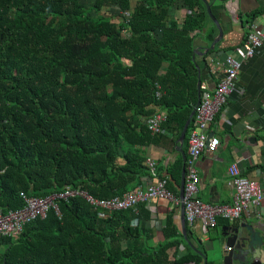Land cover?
<instances>
[{"label": "trees", "instance_id": "1", "mask_svg": "<svg viewBox=\"0 0 264 264\" xmlns=\"http://www.w3.org/2000/svg\"><path fill=\"white\" fill-rule=\"evenodd\" d=\"M132 2L0 0L3 214L24 208L23 195L44 199L67 188L123 196L148 175L143 149L178 138L197 100L191 34L213 22L201 0ZM180 3L192 14L178 24L171 15ZM118 12H129L128 22L118 23ZM157 110L166 120L152 135L147 120ZM182 166L177 158L166 169L171 180ZM57 206L61 218L51 210L0 238V264H204L171 217L156 238L145 203L107 218L82 197Z\"/></svg>", "mask_w": 264, "mask_h": 264}, {"label": "crops", "instance_id": "2", "mask_svg": "<svg viewBox=\"0 0 264 264\" xmlns=\"http://www.w3.org/2000/svg\"><path fill=\"white\" fill-rule=\"evenodd\" d=\"M136 5L139 0H132ZM211 5L214 17L219 21L224 36L217 43L212 53L206 55L196 54L194 62L200 69L201 94L204 91H212L221 78V69L212 63L213 59L223 60L226 51L241 46L248 33L249 17L256 16L255 21L260 29H264V0H231L237 3L239 13L232 17L225 8L226 3L219 0H207ZM192 12L179 4L176 11L172 12L171 18L178 24L185 16ZM256 14V15H255ZM253 22V23H254ZM209 25L204 31L191 34L193 38V51L203 52L207 50L213 41H209L217 26ZM193 56V55H192ZM198 77V71H197ZM198 80V79H197ZM197 101V100H196ZM164 112L157 110L156 112ZM166 114V113H165ZM189 128V127H188ZM264 47L256 55L247 60L240 69L233 92L228 97L227 103L221 113L217 115L209 126L208 134L219 140V145L213 153H203L197 162V172L200 177L197 199L208 204H230L232 191L227 186V169L231 163H237L242 174L264 185ZM188 132V130H187ZM180 135V134H179ZM179 137V136H178ZM185 138L187 139V133ZM178 139V138H177ZM177 139L174 142L171 135H165L158 144L144 148L145 157L155 162L158 178L167 180V189L176 197H179L180 178L178 182L170 179L166 169L171 166L177 158L182 160V155L176 150ZM186 145H182V151L186 156ZM145 160V161H146ZM182 165H184L182 160ZM183 167V166H182ZM182 171V169H181ZM181 177V173H180ZM185 179V175H184ZM170 185V186H169ZM174 190L176 193H174ZM144 204V203H143ZM151 212V217L146 220L145 225L156 231V238L163 240L161 232L166 220L171 217L176 227L177 234H183V215L181 204L174 205L166 200H154L146 204ZM240 223H253L257 226L264 239V203L256 209H251L243 214L240 220L232 223L218 219L214 229L206 230L198 223L191 227L188 235L190 241L196 247L203 245L207 251L208 261L214 264H223V249L221 244L225 228L237 226ZM184 236V235H183ZM155 239V241L157 240ZM217 243V246H215ZM174 253V252H173ZM173 253H171L173 255ZM185 248L182 245L178 255H183ZM213 254V255H211Z\"/></svg>", "mask_w": 264, "mask_h": 264}, {"label": "built area", "instance_id": "3", "mask_svg": "<svg viewBox=\"0 0 264 264\" xmlns=\"http://www.w3.org/2000/svg\"><path fill=\"white\" fill-rule=\"evenodd\" d=\"M232 17L239 13L238 5L229 1L225 5ZM129 12H118V23L128 22ZM121 35L128 37L127 30H122ZM264 47V29H260L256 22L248 27V33L241 46L231 51H226L223 60L213 59L212 63L221 69V78L212 91H204L195 114L191 119V128L187 135L186 160L184 163L185 179L183 197L180 199L167 189V180L158 178L155 162L151 159L145 161L148 175L132 191L123 196L111 199H98L81 188H67L60 195L47 198H36L23 195L25 207L17 211H9L6 214L0 212V238L4 236H18L26 223L37 218L46 219L48 213L53 210L61 218L58 201L69 202L78 197L85 199L93 209L100 211L101 217L107 218L116 211L138 210L140 204H151L154 200H166L174 205L182 204L186 222L195 227L200 223L204 229L211 230L216 226L218 219L230 223L240 220L243 214L251 209H256L264 203V185L253 179L245 177L237 163H231L227 169V186L232 191L230 204H208L197 199L200 177L197 172L199 157L206 152L216 151L219 140L209 137V126L217 115L222 112L228 97L233 92L235 83L242 67L247 60L253 58ZM161 86L156 84L154 97L158 100L162 96ZM166 120L164 112H155L148 120L147 127L152 135L161 133V126ZM264 130V128H263Z\"/></svg>", "mask_w": 264, "mask_h": 264}, {"label": "water", "instance_id": "4", "mask_svg": "<svg viewBox=\"0 0 264 264\" xmlns=\"http://www.w3.org/2000/svg\"><path fill=\"white\" fill-rule=\"evenodd\" d=\"M207 9V13L209 14L212 22L217 26L219 30V37L213 41L211 46L203 51H193L192 59L196 54L198 55H206L208 52L214 51V47L217 43L222 41L224 32L219 21L214 17L211 5L207 0H201ZM198 77H197V101L195 107L189 114L188 118L186 119L180 135L177 139V148L176 150L179 151L182 155L183 163H185L186 156L182 151V145L185 140V136L190 125L191 119L195 114V110L198 107L201 99V80H200V69H197ZM212 134H209L211 137ZM184 175H185V168L184 165L181 171L180 177V188H179V198L182 199L183 197V186H184ZM181 210L183 215V235L185 241L189 243V245L204 258V264H208V256L201 252L189 239V235L186 230V218L184 216V208L181 204ZM227 232L223 233V240L221 244L224 245L223 249V264H264V239L262 238V234L257 226L253 223H240L237 226H229L225 228Z\"/></svg>", "mask_w": 264, "mask_h": 264}, {"label": "rangeland", "instance_id": "5", "mask_svg": "<svg viewBox=\"0 0 264 264\" xmlns=\"http://www.w3.org/2000/svg\"><path fill=\"white\" fill-rule=\"evenodd\" d=\"M215 246H217V243H215ZM211 255H213V254H211Z\"/></svg>", "mask_w": 264, "mask_h": 264}]
</instances>
